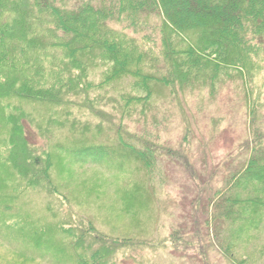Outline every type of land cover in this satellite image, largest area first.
I'll return each mask as SVG.
<instances>
[{"label": "trees", "instance_id": "obj_1", "mask_svg": "<svg viewBox=\"0 0 264 264\" xmlns=\"http://www.w3.org/2000/svg\"><path fill=\"white\" fill-rule=\"evenodd\" d=\"M258 63H264V0H0V100L15 98L87 112L100 127L113 129L120 144L146 167L158 156L183 168L200 198L192 201L194 233L173 232L160 241L112 238L96 231L89 221L73 219L61 231L77 252V264H122L117 261L121 253L133 257L165 249L196 250L200 255L219 241L227 264H245L247 259H236L231 250L233 237L229 236L223 247L216 227L222 225L220 221L239 218L235 209L239 204L258 208L263 202L261 198L241 201V195L249 191L248 186H261L258 188L264 191V131L255 121L264 105V90L256 101L251 88L245 92L249 139L228 153L222 170L207 165L206 149L193 154L197 135L183 115V132L176 148L150 145L143 125L160 113L168 121L162 111L172 114L173 108L185 109L186 97L196 90H209V96L214 97L224 80L236 79L241 88H247L253 75L250 71ZM99 67L103 70L94 83L90 72ZM120 77L133 79L132 93L117 100L103 98L101 91ZM155 96L161 99L160 105L153 104ZM104 103L120 117L114 114L115 120L105 119L103 116L110 114L100 107H105ZM133 106L139 108V121L132 126L136 130L129 132L123 119L132 116ZM5 110L9 112L10 165L29 186L43 182L52 188L51 155L46 150L38 153L28 138V129L38 130L31 117L15 106ZM69 127H78L76 118L69 121ZM97 150L66 153L87 158ZM203 155L206 158L198 160ZM236 159L238 168L228 172L227 178L220 177ZM198 161L206 171L204 179L195 167ZM46 193L63 200L56 191ZM200 210L207 215L205 234L200 231Z\"/></svg>", "mask_w": 264, "mask_h": 264}, {"label": "rangeland", "instance_id": "obj_2", "mask_svg": "<svg viewBox=\"0 0 264 264\" xmlns=\"http://www.w3.org/2000/svg\"><path fill=\"white\" fill-rule=\"evenodd\" d=\"M102 70L99 67L90 72L94 83L99 81ZM250 72L252 80L245 89L236 79L224 80L214 97L209 96V90L200 89L186 97L189 102L185 109L173 108L172 114L161 109L168 121L163 119L162 113L156 115V120L148 119L143 130L151 144H146L156 148L168 144L176 148L183 132V115L197 135L191 147L193 154L199 155L202 148L206 149L208 158L203 155L198 160L206 158L213 170H222L228 153L249 139L246 93L251 88L252 99L256 101L264 90V63H258ZM132 83L131 77H120L100 94L103 98H120L132 93ZM153 100V104L160 105L161 99L155 96ZM102 105L105 107H100L112 116H103L108 121L115 120L114 114L120 117L112 107L106 103ZM6 106L24 111L37 127L38 130L28 129V138L38 153L46 150L51 155L52 188L43 182L36 187L29 186L10 165ZM133 111L128 120L123 119L129 132L136 130L132 126L139 121V108L135 106ZM73 118L78 122L76 129L69 127ZM256 120L264 131V105L256 114ZM97 122L87 112L15 98L0 100V264H77V252L61 231L62 226H69L73 219L89 221L96 231L126 240L160 241L173 232L194 233L192 201L200 198L194 181L185 170L158 156L146 167L120 144L119 135L113 129L105 125L100 127ZM124 141L140 148L130 139ZM204 143L208 144L201 147ZM261 143L264 145V141ZM84 148L98 149L97 155L80 158L66 153ZM236 160L229 163L220 177L227 178L228 172L233 173L238 168ZM200 161L195 167L203 178L206 171ZM258 187L248 186L249 191L241 195V201L261 198L263 202L258 208L239 204L235 209L241 216L233 222L220 221L222 225L216 227L221 233L223 247L226 239L233 237L231 250L236 259H247L245 264H264V191ZM52 190L65 199V205L57 196L46 193ZM223 208L227 210L228 206ZM198 213L200 231L205 234L203 222L207 215L201 210ZM208 231L211 232L212 227ZM220 245L221 241L215 242L206 252L200 250V255L195 249L192 252L180 249L145 251L133 257L121 253L117 261L122 264H227Z\"/></svg>", "mask_w": 264, "mask_h": 264}]
</instances>
